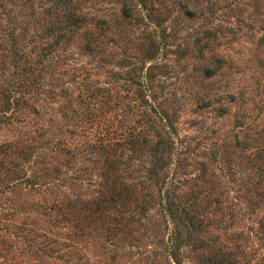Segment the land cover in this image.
Instances as JSON below:
<instances>
[{"label":"rangeland","instance_id":"rangeland-1","mask_svg":"<svg viewBox=\"0 0 264 264\" xmlns=\"http://www.w3.org/2000/svg\"><path fill=\"white\" fill-rule=\"evenodd\" d=\"M0 264H264V0H0Z\"/></svg>","mask_w":264,"mask_h":264},{"label":"trees","instance_id":"trees-1","mask_svg":"<svg viewBox=\"0 0 264 264\" xmlns=\"http://www.w3.org/2000/svg\"><path fill=\"white\" fill-rule=\"evenodd\" d=\"M44 55L46 56V55H48V53L47 54L44 53ZM138 68L140 69L141 72H143V70H144L143 65L138 66ZM150 68L151 67H149V68L147 67L145 69V71L143 72V74H142V76H143L142 81H143V83H144L145 86L146 85H149V82H151V81H149L150 80V76L148 75V69H150ZM158 116H159V118L162 121V124L164 126H166V127L172 126L171 125L172 122L170 121V118L168 117V115L165 112H159V115ZM161 142L163 143L164 140H161ZM161 142H157V143L162 144ZM163 191H165V190H163ZM167 207L169 208V212L171 214H173L172 213V205H171V202L167 203ZM178 219H180V216H178ZM171 231H172L171 234H170V243H171V245H170V252L169 253H172V252L174 253L175 250L177 249V247H180V242L182 240V237L184 238V236H185V238H187L188 233H185V232L181 231L178 228V225H177L176 221L173 222L172 230Z\"/></svg>","mask_w":264,"mask_h":264}]
</instances>
